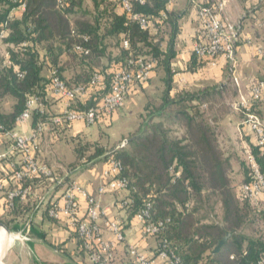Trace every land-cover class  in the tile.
Instances as JSON below:
<instances>
[{"label":"trees","instance_id":"16d2710c","mask_svg":"<svg viewBox=\"0 0 264 264\" xmlns=\"http://www.w3.org/2000/svg\"><path fill=\"white\" fill-rule=\"evenodd\" d=\"M169 1L131 0L132 13L150 21V27L144 30L123 9L121 0H0V36L4 35L0 43L5 47L0 53V133L18 127L19 117L33 99L40 104L32 111L34 130L41 124H49L52 131L71 125L55 124L57 115L46 108L54 78L71 89L83 87L88 91L74 105L84 111L101 104L111 92L115 73L125 69L130 60L155 61V71H162L157 85L161 94L154 97L155 102L148 99L145 104L139 116L141 130L119 148H109L101 139L89 141L74 136L76 160L70 169L82 170L102 161L119 162L123 168L120 178L127 182V219L136 218L150 205L146 224L162 223L164 227L152 238L157 246L166 243V251L178 257L179 264H256L264 259V237L253 238L242 232L255 213L253 201L232 187L235 155L224 151L216 128L202 113L205 107L224 106L231 92L239 97V89L228 85L173 93L178 25L176 13L167 11ZM22 3L26 4L25 11L13 14ZM124 41L129 42V49L124 48ZM239 42L240 34L236 47ZM261 51L262 77L256 80L264 81V49ZM198 59L195 56L192 61V70L211 63ZM228 65L235 69L232 62ZM46 71L51 75L45 76ZM96 74L103 80L92 85ZM239 112L246 120L241 107ZM252 112L264 121V102H255ZM165 117L170 125L159 120ZM173 123L179 125V131L171 129ZM243 152L245 184L252 181L248 154L264 174V151L249 142ZM65 181L73 180L67 177ZM22 186L32 191L51 189L47 180L36 177L25 179ZM213 197L221 203L222 222L203 214ZM13 203L14 209L0 219L8 228L10 222L25 221L37 205L34 199ZM51 207L49 203L45 213L51 222H58L49 215ZM258 213L262 215V211ZM229 233L232 236L222 250L213 254ZM74 235L79 250L88 256L84 239L76 232ZM53 247L60 251V246Z\"/></svg>","mask_w":264,"mask_h":264},{"label":"built area","instance_id":"2783aa9c","mask_svg":"<svg viewBox=\"0 0 264 264\" xmlns=\"http://www.w3.org/2000/svg\"><path fill=\"white\" fill-rule=\"evenodd\" d=\"M123 9L132 16V19L140 24L144 30L150 27V21L140 15L132 13L131 0H121ZM228 0H215V4H203L199 6L198 16L202 26L203 35L195 43L193 54L199 59L210 60L212 64L220 58L237 65L236 41L239 35L238 26L226 22L223 19V11ZM26 4L22 3L17 11L24 12ZM165 18V15L163 14ZM4 35L0 36V40ZM124 48L129 49L130 44L124 41ZM81 50V48H78ZM262 54V51H259ZM156 62L145 60L144 58L132 59L125 69L115 73L111 92L96 107L79 111L74 108L79 98L87 96L88 91L83 88L71 89L59 78H54L49 87L51 95L55 99L65 103L64 110L54 117L53 121L57 125L66 123L73 124L83 122L87 126H94L98 123L107 122L115 116L127 103L133 88L137 84L148 83L155 71ZM102 75L96 74L92 80V85L101 84ZM250 96L242 97L238 107L246 113L245 123L251 128L256 138L257 145L264 151V121L252 112L255 102H264V81L256 80L250 86ZM40 105L37 99L31 100L26 111L19 117L18 126H22L31 120L32 111ZM46 125L41 124L32 134H23L17 129L0 135L9 142L10 150L8 154L0 156V159L16 157L17 161L11 163L12 178L17 183V188L10 191L7 199L10 204L17 199L28 201L33 197V191L22 187L25 179L36 177L45 179L51 184V189L56 187L63 189L61 202L54 201L49 210L51 218L57 221L68 220V224L81 238L84 239V247L88 253L91 264H114L116 244H126L127 239L122 225L118 221L105 220L107 210L103 206L102 197L107 193L125 192L127 182L120 178L123 170L122 165L117 161H111L104 173L105 183L98 189L96 194L89 193L78 181L66 182L65 178L59 176L52 168L38 159V145ZM3 128L0 126V132ZM248 161L251 166L252 181L240 185L238 191L251 199L258 201L264 199V174L256 163L255 158L248 154ZM80 198L85 199L87 204L86 218H80ZM128 205L127 199L119 202V207L124 210ZM150 208L142 210L136 216L141 224L143 238L157 236L164 229L163 224H149ZM104 220L106 230L115 236V242L104 238L100 221ZM23 233L18 234V239ZM24 240L30 239L24 237ZM129 255L133 264H179L180 260L172 253L166 251V243L157 246L155 257H150L136 245H128ZM256 264H264V259Z\"/></svg>","mask_w":264,"mask_h":264},{"label":"crops","instance_id":"0c3cea01","mask_svg":"<svg viewBox=\"0 0 264 264\" xmlns=\"http://www.w3.org/2000/svg\"><path fill=\"white\" fill-rule=\"evenodd\" d=\"M203 4H215V0L169 1L167 11L169 13H176L178 25L174 42L177 54L173 61L175 72L173 93L183 90H198L212 86L224 87L231 85L239 89V99L249 97L252 82L262 77L263 61L259 51L264 49V0H228L223 11V19L239 28L240 42L236 47L237 65L234 70L228 68V60L224 57L218 58L214 64L208 63L193 70L191 69L192 61L195 58L193 47L203 35L198 16L199 6ZM13 14L18 16L21 12L15 10ZM156 32L155 30L154 33ZM44 75L48 77L51 74L49 71H46ZM161 76L162 71L160 69L156 70L148 83L137 84L133 88L127 102V104L129 103V109L124 112L125 114H127L126 112H130L132 116L136 117L138 113L142 112L144 107L143 100L145 99L144 93L147 90L150 91V83H157L159 85ZM47 100L49 103L46 108L52 115H58L64 110L65 103L55 99L51 93ZM135 103L139 104V108L134 111ZM124 113L116 117L118 122L124 119ZM232 123L237 125L236 128L241 138H246L242 142L244 143L243 148H248L249 142L256 143L254 133L245 123V120L233 121L232 119ZM66 127L62 126L57 131H52L49 124H46L45 131L41 136L42 151L37 153L38 159L52 168L59 176L63 178L70 177L73 181H78L89 193L96 194L98 189L106 182L104 173L109 166V162L102 161L86 169L71 171L70 166L76 160L73 147L70 148L69 161L66 160L69 166L58 164V162L63 163V160L60 159L57 153V144L53 141L52 136L56 134L61 136L62 133L68 134L69 132L66 133ZM91 128L83 122H76L71 124L70 132H72V135H78L87 132ZM16 129L28 135L35 131L32 119L26 124L18 126ZM9 146V142L0 135V156L8 154L10 150ZM16 161V157L0 159V219H3L6 213L15 207L14 203H9L7 195L18 186L12 178L11 167V163ZM33 194V197L29 200L34 199L36 201V208L25 216V221L10 222L9 228H7H16L19 233H23L27 229L26 227L35 226L39 229V234L52 235L53 240L49 243L52 247L53 245H58L62 250L69 249L72 257L76 256L75 258H77L75 264H91L88 256L79 250L77 238L74 235L75 231L69 226L68 220L63 219L61 222H51L45 213L49 203L52 204L54 201L61 202L63 189L54 191L39 187L33 190ZM126 195L127 193L125 192L107 193L102 197L103 206L107 210V218L105 220L120 222L127 239L126 244H116L114 264H133L128 251V245L130 244L136 245L150 257H155L158 244L155 238H143L141 224L136 218L128 220L126 211L119 207L120 200L124 199ZM86 209L87 204L85 199L80 198L79 216L81 219L86 218ZM104 223V220L100 221L104 238L115 242V236L106 230ZM39 240L45 243L47 238L45 241L41 238Z\"/></svg>","mask_w":264,"mask_h":264},{"label":"rangeland","instance_id":"374dc122","mask_svg":"<svg viewBox=\"0 0 264 264\" xmlns=\"http://www.w3.org/2000/svg\"><path fill=\"white\" fill-rule=\"evenodd\" d=\"M4 49L5 47L0 43V53L3 52ZM150 86V91L147 90L146 93H144V106L147 103L148 99L155 102L156 100H154V97L161 94V91L157 89V83H150ZM226 98V104L224 106L220 107L218 105H213L212 108L205 107L203 108L202 113L204 114V119H206L214 128H216L220 145L224 149V151L230 152V154L235 155V161L233 163L235 180L232 183V187L237 189L245 181L246 170L244 165L246 155H244L243 152L244 143L242 142L246 138H241L240 133L236 128L237 125L232 123V119L233 121L243 120L242 114L239 112L238 107L240 99L236 95H234V92H231L230 95H228ZM128 105L129 103H126V105L115 114L114 120L99 123L100 125L96 124L94 126H90L92 128L85 133L72 135V132H70L71 125H67L66 133L69 132L68 134L62 133L61 136L59 134L53 135L52 139L57 144V153L60 159L63 160V163L58 162V164L69 166V163H67L66 160L69 161L68 158L70 157L71 153L70 148L74 147V142L72 141V138L74 136L89 141H96L98 139H101L102 143L106 144L109 148L122 147L125 140H127L130 136L136 135L141 130V125L143 123L139 116L143 112L144 107L142 109V112L140 114L138 113L135 117L132 116V113L130 112H126L127 114L124 113L129 109ZM134 108V111L138 110L139 104L135 103ZM122 113L125 114V116H123L124 119L118 122L116 117H118ZM215 118H217V121H215ZM159 120L164 121L166 125H170L169 123H171L166 119V117ZM179 128V125L175 123H173L171 126V129H173L174 131H179ZM41 138L38 145V153L42 151ZM78 140L79 139H77L76 141ZM252 205L255 213L248 226L242 232L253 238L264 237V199L253 201ZM204 210L205 212H203V214L206 213L207 215H209V218L212 221L222 222L223 209L218 198L213 197L211 201L206 205ZM258 211H262L263 216L260 215ZM26 228L27 229L23 232L22 237L20 236L19 239L18 229H8L7 227L5 228L9 235L15 238V241L13 246L8 249L4 257L2 258L1 264L76 263L77 258H75L76 256H74V258L72 257L69 249L62 250L60 248V251L58 252L49 244L53 240L52 235H42L41 233L39 234V229H37L35 226H29ZM24 237H27L30 240H24ZM40 238L43 241H45L46 238L47 240L45 243H42L39 240Z\"/></svg>","mask_w":264,"mask_h":264},{"label":"bare ground","instance_id":"6f19581e","mask_svg":"<svg viewBox=\"0 0 264 264\" xmlns=\"http://www.w3.org/2000/svg\"><path fill=\"white\" fill-rule=\"evenodd\" d=\"M14 241H15V238L10 236L5 228H1L0 230V264H1L2 258L4 257L8 249L12 247Z\"/></svg>","mask_w":264,"mask_h":264},{"label":"water","instance_id":"95a60500","mask_svg":"<svg viewBox=\"0 0 264 264\" xmlns=\"http://www.w3.org/2000/svg\"><path fill=\"white\" fill-rule=\"evenodd\" d=\"M128 143V140H125V142H124V145H126ZM123 145V146H124ZM1 228H6L3 224H1L0 223V230H1ZM231 236H232V234H227V236L226 237H224L221 241H220V243H219V245L214 249V251H213V254H217V253H219L221 250H222V248L224 247V245L228 242V240L231 238Z\"/></svg>","mask_w":264,"mask_h":264}]
</instances>
